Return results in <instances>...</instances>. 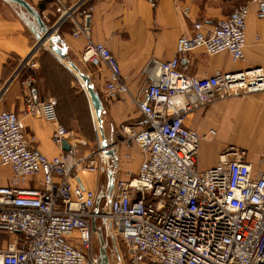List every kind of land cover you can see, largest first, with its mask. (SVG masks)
<instances>
[{
  "label": "built area",
  "instance_id": "built-area-1",
  "mask_svg": "<svg viewBox=\"0 0 264 264\" xmlns=\"http://www.w3.org/2000/svg\"><path fill=\"white\" fill-rule=\"evenodd\" d=\"M157 1L145 0L152 9ZM250 1L256 16L264 19V0ZM54 2L60 14L56 26L78 10L83 22L75 24L70 35L86 41L83 62L106 67L105 98L128 94L115 58L89 39L87 0L67 8L62 0ZM246 15L247 7L239 5L208 30L193 23L187 35L177 38L171 59L147 61L143 85L136 96L129 95L139 118L120 125L115 133L123 135L118 144L137 146L142 161L136 174L126 172L125 180H112L99 211L93 210L97 193L75 178L77 172L98 175L103 150L98 145L95 154H77L80 141L58 123L55 101L38 97L33 73L27 72L21 81L24 113L51 127L50 141L59 153L46 157L19 119L0 110V166L10 173L8 184L0 182V264H96L91 227L95 220L102 221L115 252L117 244L122 246L130 264H264V168L252 169L243 150L228 147L213 167L198 170L200 137L183 124L196 109L264 91V66L200 78L187 74L189 54L197 49L241 61ZM38 48L33 46L20 61L15 76L34 69ZM263 160L264 151L259 155V162ZM28 182L34 186H26Z\"/></svg>",
  "mask_w": 264,
  "mask_h": 264
},
{
  "label": "crops",
  "instance_id": "crops-1",
  "mask_svg": "<svg viewBox=\"0 0 264 264\" xmlns=\"http://www.w3.org/2000/svg\"><path fill=\"white\" fill-rule=\"evenodd\" d=\"M23 1L39 15L48 30L57 27L54 33L60 40L57 47L63 51L66 59L88 78L92 89L98 95L101 104L100 126L105 141H112L120 125L132 124L138 120L139 112L130 103L129 95L136 96L143 85L142 69L147 61L155 59L164 62L171 59L177 38L187 35L193 23H200L203 30H208L235 7H247L243 59L233 62L226 53L207 56L201 49H197L189 54L190 65L187 74L200 78L211 76L215 71L232 72L264 66V19L256 16V6L250 0H158L153 9L145 0H87L86 6L91 8L90 16L86 20L89 39L93 43L102 44L115 58L120 74L125 77L128 90V94L108 100L104 96V84L108 76L106 67L83 62L81 53L86 41L83 37L73 38L70 35L71 28L83 22L78 10L72 19L56 26L60 14L55 12L54 0ZM77 1L62 0V4L67 8ZM29 25L32 26V23L22 8L0 0V110L13 113L25 132L33 137L35 147L50 158L59 153L50 141L51 127L41 119L24 113L25 91L21 81L29 71L33 73V77L36 73L46 75L50 66L57 68L62 78L53 83H71V80L59 67L62 66L61 63L51 53L44 54L41 58L35 57L34 69L22 70L18 75H14L17 65L36 43ZM34 91L40 99L46 98V93L39 84L34 85ZM58 106L56 105L55 114L61 124ZM183 124L200 137L196 160L198 170L213 167L217 163L218 155L228 147L244 149V161L249 163L252 169L264 168V160L259 162V155L264 151V91L216 101L196 109L185 116ZM218 130L224 134L223 137L219 135ZM209 131L213 134L209 135ZM208 144L214 146L213 158L210 161L201 155ZM136 150L132 147L127 153L123 146L117 144L115 152L113 149L114 155L103 154V167L98 175L76 173L75 181L78 185L97 193L94 211L100 210H97L98 196L108 193L113 179L124 178L126 172L136 174L142 161V153L138 148ZM123 153L129 155L130 161L119 164L117 160ZM102 175H105L104 189L100 185ZM9 176V171L0 166L1 184H8ZM26 186L32 187L34 184L28 182ZM101 189L102 193L98 194ZM105 204L106 201L104 206ZM93 224V236L98 238L99 232L104 238L102 221L95 220ZM97 257L98 254L96 259ZM102 264H110L109 255L106 253Z\"/></svg>",
  "mask_w": 264,
  "mask_h": 264
},
{
  "label": "rangeland",
  "instance_id": "rangeland-1",
  "mask_svg": "<svg viewBox=\"0 0 264 264\" xmlns=\"http://www.w3.org/2000/svg\"><path fill=\"white\" fill-rule=\"evenodd\" d=\"M46 44L47 42L41 44L43 46H38V50L35 54V57L41 58L42 55L48 54V51L46 49ZM35 46V44L33 45ZM38 58V59H39ZM38 69V68H37ZM39 71V70H38ZM48 75V76H47ZM47 75H42V73H36L34 75L35 80H34V85L39 84L45 91L46 98L51 97L54 101H56L57 105L61 103L62 107L61 110L63 111V114H61V118L59 122L70 132V136L74 140H79L80 143L76 144L77 148V154L78 155H88L90 153H97L99 152L98 150V133L96 132L95 129V122L93 121L92 117V122L90 119V114L93 115L92 109L90 107V111L86 105V101L84 100L85 98L83 97V88L81 86V83L75 82L74 80H71V83H53L54 81L61 80V75L58 71L57 68L50 66L47 70ZM37 76V79H36ZM33 77V78H34ZM225 100V99H224ZM222 101V100H220ZM69 106V107H68ZM59 107V106H58ZM76 110L75 118H72L73 111ZM66 111V112H65ZM68 111H71L68 113ZM90 113V114H89ZM218 133L220 136H224V134H221L218 130ZM122 134V133H120ZM114 135L112 141L110 142L112 144L111 148L114 149L115 152V147L117 146V142L121 141V136L123 135ZM226 136V134H225ZM228 136V134H227ZM119 146H123L125 151H129L130 148H134L135 150L137 149L136 146L131 143L130 145H127L126 143H120L118 144ZM238 148V147H236ZM128 149V150H127ZM240 150L244 151V156L246 155V151L244 149L238 148ZM213 150L214 146L212 144H208L206 147L205 151H202L201 155L205 160H212L213 158ZM137 151V150H136ZM118 158V163L121 164L123 162H129V158H124V154ZM128 155V154H127ZM120 161V162H119ZM126 173H124V178H116L118 180H125L127 177L125 176ZM101 183L102 189H104L105 186V175H102L101 177ZM102 189L99 190L98 194L102 193ZM98 207L97 210L101 209L104 207V196L99 195L98 196ZM102 242L104 243L103 249L106 254L109 255L110 259V264H130L126 257L125 254L123 253L122 246L120 244H117V252H115L110 244L108 243V240L101 235ZM1 240V237H0ZM107 245H106V244ZM100 248V243L96 235L92 237V249L93 253L97 256L98 251Z\"/></svg>",
  "mask_w": 264,
  "mask_h": 264
},
{
  "label": "water",
  "instance_id": "water-1",
  "mask_svg": "<svg viewBox=\"0 0 264 264\" xmlns=\"http://www.w3.org/2000/svg\"><path fill=\"white\" fill-rule=\"evenodd\" d=\"M5 3L10 5H16L20 8H22L26 15L29 18L30 23H32V26L29 25V29L33 32L34 37L36 39V45L35 48L38 47L44 40L49 36L51 33V29L48 30V28L44 25V23L41 21L39 15L23 0H3ZM49 45V51L54 57L64 66V68L69 71L79 83H81V86L83 88V91L88 99L89 105L93 112V121L95 122V129L98 133V143L100 148L103 150V153L105 155H114L113 149L110 148V145H112L109 141H105L102 128L100 126L101 119H100V112H101V104L98 98V95L94 92L92 89L90 82L88 78L82 74L77 67L66 59L65 54L61 49L55 46L56 43H60L59 38L57 35L53 34V36L49 37L48 39ZM62 150L67 149V144L65 142L61 145ZM92 232L95 231L93 222L91 223ZM98 240L100 243V248L98 251V257L96 259V264H102L103 261H105V252L102 248V239L100 236V233L98 232Z\"/></svg>",
  "mask_w": 264,
  "mask_h": 264
},
{
  "label": "trees",
  "instance_id": "trees-1",
  "mask_svg": "<svg viewBox=\"0 0 264 264\" xmlns=\"http://www.w3.org/2000/svg\"><path fill=\"white\" fill-rule=\"evenodd\" d=\"M57 45H59V43H56L55 44V46L57 47ZM49 53V52H48ZM49 55V54H48ZM62 65V64H61ZM59 67L63 70V71H65L66 73H67V75H68V77H69V79L70 80H74L75 82H78L77 81V79L69 72V71H67L65 68H64V66L62 65V66H60L59 65ZM46 75H47V73H46ZM48 76V75H47ZM83 97L85 98L84 100L86 101V105H87V107H88V109H89V112H90V107H89V102H88V99H87V97H86V95H85V93H84V91H83ZM56 105H57V103H56V101H55V109H56ZM59 105V104H58ZM61 107H62V105H61V103H60V105H59V108H60V112H61V114H63V111L61 110ZM69 107V106H68ZM66 112V111H65ZM69 112H71V111H68V113ZM60 114V115H61ZM75 114H76V110H74L73 111V114H72V118H75ZM90 114V113H89ZM90 119H91V122H92V117H91V114H90Z\"/></svg>",
  "mask_w": 264,
  "mask_h": 264
},
{
  "label": "bare ground",
  "instance_id": "bare-ground-1",
  "mask_svg": "<svg viewBox=\"0 0 264 264\" xmlns=\"http://www.w3.org/2000/svg\"><path fill=\"white\" fill-rule=\"evenodd\" d=\"M47 41H48V40H47V39H45V40L42 42V44H43V43H45V42H47ZM92 113H93V112H92Z\"/></svg>",
  "mask_w": 264,
  "mask_h": 264
}]
</instances>
